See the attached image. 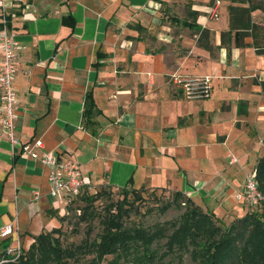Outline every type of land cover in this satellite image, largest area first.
Here are the masks:
<instances>
[{
	"label": "crops",
	"instance_id": "obj_1",
	"mask_svg": "<svg viewBox=\"0 0 264 264\" xmlns=\"http://www.w3.org/2000/svg\"><path fill=\"white\" fill-rule=\"evenodd\" d=\"M165 1L0 0V17L5 6L20 41L15 134L76 160L85 192L181 191L205 211L239 218L249 205L236 195L264 155V54L251 36L224 45L230 24L211 27L207 12L206 24L198 22L210 30L212 49L183 38L189 52L169 58L160 40L168 47L173 37L157 26ZM252 19L264 25V12ZM142 32L159 36L160 46ZM175 74L212 76L210 95L186 98ZM89 98L96 114L86 113ZM15 153L0 125V228L15 226L0 236V253L6 245L28 249L56 228L65 203L49 194L48 169Z\"/></svg>",
	"mask_w": 264,
	"mask_h": 264
},
{
	"label": "trees",
	"instance_id": "obj_2",
	"mask_svg": "<svg viewBox=\"0 0 264 264\" xmlns=\"http://www.w3.org/2000/svg\"><path fill=\"white\" fill-rule=\"evenodd\" d=\"M230 1L228 10L230 30L222 34V43L225 45L234 39L235 46L240 47L245 44V38L251 36L252 44L257 52L264 54V25H259L252 19L254 10L261 9L264 12V0ZM188 9L185 17L170 16L172 23L193 31L198 35L199 45L212 49L210 30L198 22L200 13L191 6ZM9 25L11 26L10 21ZM141 36L144 38L143 34ZM227 46L230 52V44ZM97 112L98 109L93 99L89 98L86 113L96 114ZM256 171L259 186L264 192V155L259 159ZM113 189L122 190L121 200L112 199ZM130 193L142 199L141 189L128 186L119 188L104 186L93 193L84 192L72 202L76 203L80 200L85 203L82 206H76L78 210L82 209L78 217L79 222H90L94 216L101 215L95 210L97 200L104 198L110 200L105 206L104 217L101 220L104 227L98 236L91 238V227H89L86 232L87 236L80 242L66 244L60 235H55L62 232L61 227H56L34 236V242L28 249H23L18 257L3 263L1 260L6 254L8 247L6 245L5 251L0 253V264H73L79 263L83 254L90 253H94L95 264H102L107 254L115 255L107 264H131L123 263L120 259H126L132 252L140 253L139 245H143L144 251L148 252V257H155L158 254L153 245L162 238H167L165 250L168 253L171 250L173 252L182 251L183 248L191 246L189 250H191L190 256L194 261L193 264L195 262L196 264H264V201L259 204L261 210H250L245 216L235 218L229 228H223L213 212L205 211L190 196L181 191H175L171 204L178 206L182 202H187L191 209L183 211L179 219L158 222L154 227L146 229L125 223L126 216L133 211L135 202L129 197ZM71 205H68V208ZM170 206L168 204L164 211ZM68 213L61 216L60 220H65ZM175 225L178 227L174 228L170 234V229ZM136 261L138 262L133 263L151 262L145 256Z\"/></svg>",
	"mask_w": 264,
	"mask_h": 264
},
{
	"label": "rangeland",
	"instance_id": "obj_3",
	"mask_svg": "<svg viewBox=\"0 0 264 264\" xmlns=\"http://www.w3.org/2000/svg\"><path fill=\"white\" fill-rule=\"evenodd\" d=\"M254 2H257L259 0H253ZM211 0H169L165 1V4L162 5V8L160 10L159 14V20L157 21V26L159 30L163 32V37L169 36L173 37L171 38V43H168V47L166 46L165 41L160 40L161 49H164L166 47V51L169 58L172 55L173 52L179 51H187L189 52L190 48L185 46L182 39L183 38H191L196 41L197 34H195L193 31L189 30L188 28H184L183 26L177 25L172 23L170 16H178V17H185L188 13V7L191 6L192 8H195L200 13L199 19H203V22L201 21V24H206L207 18V12L211 9L210 6ZM229 4L230 0H222L221 3V9H220V15L218 18L210 19V26L213 28H224L225 26H229V19H228V10H229ZM255 14H258V12H254ZM169 29H166V28ZM144 36V39H146V42L149 44L150 47H157L160 45H156L155 41L158 40L159 36L157 37L155 33L152 35L151 33H142ZM161 35V34H159ZM212 35V34H211ZM170 38V37H168ZM212 40H214V36L211 37ZM120 187V186H119ZM142 199H138L140 196H134L133 193H130L129 197L131 200H135L133 211H131L129 216H126L125 223L127 225H135L140 226L144 228H152L155 226L158 222H165L167 220H176L179 219L181 213L184 211H189L191 207L187 204V202H182L180 205L175 206L172 205L171 202L173 200V191L167 190V189H148V190H141ZM144 196V197H143ZM123 198V193L121 189H113L112 190V199L114 201L121 200ZM77 199V198H76ZM55 200V199H54ZM75 200V199H74ZM110 201L109 199H102L97 200L95 202V210L97 213H100L98 217L94 216L90 222H79L78 217L80 216V212H82V209L79 210L76 208V206H82L85 203L83 201H76V203H72L73 200L69 205H71L69 208L66 205V203H62L59 206V210L61 211V214L64 215L67 212L68 215L65 220H61L57 227H61L62 232L57 233L55 235H60L61 239L64 240V242L67 244L68 242H80L83 238L87 236L86 232L88 231V228L91 227V238H94L99 235V233L103 229L102 219L103 215L105 213V206L107 202ZM171 205L166 211H164L165 207L167 205ZM73 207V208H71ZM241 205V216H245V214L248 212L249 207L250 210H261V205L259 206H245V208L242 209ZM78 210V211H77ZM224 214V215H222ZM227 215V216H226ZM219 219L220 224L223 228H229L231 224H233L235 218L229 217L228 214L225 213H218L216 216ZM91 223V225H90ZM178 226L175 225L170 229V234L173 232L174 228H177ZM167 241V238L160 239L159 242L154 243L153 248L157 249V256L155 257H148L147 251H144L143 245H139L140 253H131L129 257L121 258L120 261L123 263H131L138 262L136 260L141 259V257L145 256V258H148L151 260L148 262H143L142 264H193L194 261L191 254L192 247L189 248H183L182 251L177 250L176 252H167L165 250V243ZM194 248V246H193ZM94 253L90 254H83V256L79 259V263H73V264H95L96 259H93ZM115 255L113 254H107L102 264H107L111 259L114 258ZM8 261L9 259H12L13 257L7 256ZM5 260V259H4ZM6 261H3L5 263ZM197 261V259H196ZM72 264V263H70ZM138 264V263H135ZM196 264V262H195Z\"/></svg>",
	"mask_w": 264,
	"mask_h": 264
},
{
	"label": "built area",
	"instance_id": "obj_4",
	"mask_svg": "<svg viewBox=\"0 0 264 264\" xmlns=\"http://www.w3.org/2000/svg\"><path fill=\"white\" fill-rule=\"evenodd\" d=\"M222 0H214L208 12V18H218ZM20 41L17 32L9 25L8 13L3 8L0 17V125L4 136L10 141L12 149H18L19 154H25L38 160L48 169L49 194L65 202L68 206L72 200L85 192V180L79 163L71 158L61 159L56 154L40 150L45 148L41 139L22 142L15 134L18 92L14 86V75L19 70ZM174 84L181 87L183 95L188 99H201L210 95L212 79L210 75L199 77H184L181 74L173 75ZM233 161L237 158L232 156ZM38 195V193H37ZM238 200L246 202L249 206H259L264 201V192L259 186L257 171L247 174L244 191L236 195ZM15 232L12 223L0 228V236L7 238ZM23 251L21 245L8 246L1 262L7 256L18 257ZM5 259V260H4ZM0 262V263H1Z\"/></svg>",
	"mask_w": 264,
	"mask_h": 264
}]
</instances>
